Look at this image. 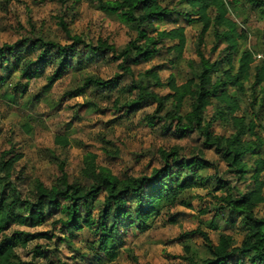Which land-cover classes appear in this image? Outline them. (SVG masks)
<instances>
[{"label": "trees", "instance_id": "trees-1", "mask_svg": "<svg viewBox=\"0 0 264 264\" xmlns=\"http://www.w3.org/2000/svg\"><path fill=\"white\" fill-rule=\"evenodd\" d=\"M61 1L67 3L68 0ZM237 1L183 0L190 10L177 13L188 22L201 25L197 58L188 60L190 75L183 82H179L174 73L163 80L159 70L154 68L134 76L132 68L167 55L169 63L175 65L184 57L188 41L185 26L171 29L159 26L176 11L164 4V0H99L103 10L117 14L135 33L122 49H117L108 38H99L95 44L87 42L73 34L63 18L59 24L66 35L65 43L28 36L0 46V71L7 75L19 72L26 81L24 88L32 78L45 74L48 86L61 80L87 53H110L114 62L120 61L119 67L125 76H131V82L121 88L128 99L120 109L125 108L124 112L130 114L155 105L154 113L147 114L149 126L160 125L177 139L197 133L205 149H214L219 154L236 179L245 183V189H236L226 179L216 177L213 190L223 192L215 195L221 206L217 207L210 226L218 228V221L226 219L238 224L244 234L238 244L230 233L221 232L215 242L210 233L201 228L185 232L184 237H201L207 247L209 256L200 264H264V214L260 215L258 210L260 207L264 210V59L242 48V41L248 37L246 28L240 26L229 11ZM248 1L264 13V0ZM209 33L214 36L212 54L219 51L216 58L207 56L203 50ZM120 77L117 74L103 79L91 75L85 78L84 87L112 90L121 85ZM6 80L7 76H0L1 84ZM231 89H235L236 94ZM82 90L78 87L68 95H81ZM119 103L117 99L115 106ZM188 103L189 110L185 111ZM212 106L214 115L207 118L206 112ZM218 121L231 127L229 135L216 132L214 122ZM55 142L63 147L70 145L68 134L57 135ZM182 150L183 146L177 145L161 148L159 166L140 175L127 173L124 176L100 166L98 155L88 152L82 168L85 182L71 181L62 164L61 176L52 186L35 179L33 197L24 196L19 188L21 178L15 177L24 153L14 148L3 151L0 158V264H32L24 260L20 249L28 248L39 239L55 238V234L48 231L17 230L4 235L9 227H39L57 215L61 217L53 223L60 224L67 235L84 229L93 233L98 246L91 264H95V260L102 262L99 252L114 264H121L118 259L124 245L123 234L134 228L141 232L149 230L159 221L165 225L176 224L179 214L174 208L180 204L191 205L187 192L208 187L211 179L204 171L213 168L215 163L205 157L203 149ZM250 159L253 161L249 162ZM101 196L103 201L95 214L92 203ZM225 210H228L227 216ZM69 236L58 238V242H65ZM186 249L188 255L183 258L188 264H199L190 257V249ZM49 252L40 244L31 250L35 258L47 257Z\"/></svg>", "mask_w": 264, "mask_h": 264}, {"label": "rangeland", "instance_id": "rangeland-1", "mask_svg": "<svg viewBox=\"0 0 264 264\" xmlns=\"http://www.w3.org/2000/svg\"><path fill=\"white\" fill-rule=\"evenodd\" d=\"M182 2L183 0H164V4L170 5L176 11L159 26L168 29L185 26L188 41L184 57L175 65L169 63L168 55L141 65H133L134 76L149 68L159 70L163 80L174 73L178 81L183 82L190 75L188 60L197 58L196 44L201 25L198 22H188L177 13L190 10ZM229 11L231 17L246 28L248 37L242 41L243 50H251L264 56V13L261 9L254 7L248 0H238ZM60 18L68 23L73 34H78L94 44L99 38H108L117 49H122L135 36L119 20L117 14L103 10L99 0H79L77 3L72 0L67 3L61 0H0V46L13 44L28 36H42L46 40L65 43L66 35L59 24ZM213 43V33H209L203 50L207 56L216 58L219 51L212 54ZM119 62H114L110 53H87L81 63L61 80L48 86L45 74L32 78L26 88L23 87L26 81L19 72L7 75L0 71V76H7L6 82L0 83V158L3 151L11 148L24 153L15 174V177L21 178L18 179L19 188L24 196L33 197L35 179H40L47 186L57 183L62 164H65L71 181L85 182L82 168L88 152L98 155L97 162L100 166L108 167L118 176H124L127 173L140 175L150 172L154 166H159L161 148L177 145L183 146L182 151L185 152L195 147L203 149L205 157L215 163L213 168L204 171L210 175L208 187L187 192L191 205L180 204L174 208V212L179 214L176 224L165 225L159 221L149 230L141 232L134 228L128 234H123L124 245L119 263L188 264L183 257L188 255L186 248H189L190 257L200 264L202 259L209 256L203 239L199 236H183L185 232L196 228L208 231L215 242H218L221 232L230 233L239 244L244 233L238 224L221 219L218 221V228L210 226L217 207L221 206V201L215 195L223 192L213 190V186L217 176L226 179L239 190L245 189V183L236 179L234 172L229 171L214 149H205L202 146V137L197 133L185 139H177L163 131L160 125L149 126L147 114L154 113L155 105L130 114L124 112L125 108L120 109L128 99L121 88L131 82V76H125ZM117 74H120L119 80L122 83L115 89L84 87L85 78L88 76L109 79ZM78 87L83 88L81 95H68ZM231 90L236 94L235 89ZM244 98V104H247L248 101ZM117 99L120 103L115 106ZM187 110L189 103L185 107V111ZM214 110L213 106L207 110V118L214 115ZM214 128L218 134L231 133V127L223 121L214 122ZM59 134H68V147L56 144L55 138ZM102 199L101 196L92 203L95 214ZM258 210L260 215L264 214L262 207ZM224 213L227 216L228 210ZM59 217L61 215L49 219L39 227L12 225L4 235H10L17 230L48 231L55 234L51 241L39 239L31 242L28 248H21L20 253L26 262L91 264L98 246L93 233L84 229L69 236L60 229V224L53 223ZM65 236H69L68 240L58 242V238L61 240ZM36 244L50 250L47 257L33 256L31 250ZM98 255L102 257V262L95 260V264H114L102 252Z\"/></svg>", "mask_w": 264, "mask_h": 264}, {"label": "built area", "instance_id": "built-area-1", "mask_svg": "<svg viewBox=\"0 0 264 264\" xmlns=\"http://www.w3.org/2000/svg\"><path fill=\"white\" fill-rule=\"evenodd\" d=\"M255 57H257V58H263L264 59V56L261 55V54H258V53L255 54Z\"/></svg>", "mask_w": 264, "mask_h": 264}]
</instances>
